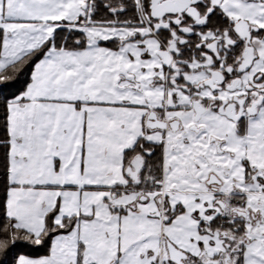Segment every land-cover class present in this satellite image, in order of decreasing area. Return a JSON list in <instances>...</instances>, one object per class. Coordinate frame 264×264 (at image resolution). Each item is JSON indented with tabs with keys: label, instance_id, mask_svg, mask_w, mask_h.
I'll return each instance as SVG.
<instances>
[{
	"label": "snow or ice",
	"instance_id": "6c2138e0",
	"mask_svg": "<svg viewBox=\"0 0 264 264\" xmlns=\"http://www.w3.org/2000/svg\"><path fill=\"white\" fill-rule=\"evenodd\" d=\"M103 8L0 0V264H264V0Z\"/></svg>",
	"mask_w": 264,
	"mask_h": 264
},
{
	"label": "trees",
	"instance_id": "16d2710c",
	"mask_svg": "<svg viewBox=\"0 0 264 264\" xmlns=\"http://www.w3.org/2000/svg\"><path fill=\"white\" fill-rule=\"evenodd\" d=\"M107 2H108V0H97V3L101 6V13H103V11H104L103 5ZM125 2H130V0H125ZM20 80L22 82L23 77H21ZM4 223H5L4 218L2 215H0V229L3 228ZM28 251H29V254H32V255H43V254H45L46 249L45 248H38V249H31Z\"/></svg>",
	"mask_w": 264,
	"mask_h": 264
}]
</instances>
